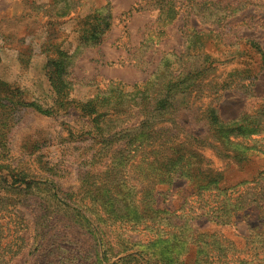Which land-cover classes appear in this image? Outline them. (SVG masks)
<instances>
[{
    "label": "rangeland",
    "instance_id": "1",
    "mask_svg": "<svg viewBox=\"0 0 264 264\" xmlns=\"http://www.w3.org/2000/svg\"><path fill=\"white\" fill-rule=\"evenodd\" d=\"M260 52L264 0H0V264H264ZM179 71L193 93L162 74ZM154 72L146 97L99 103ZM147 133L159 155L163 139H186L193 176L239 186L147 180L148 150L133 154Z\"/></svg>",
    "mask_w": 264,
    "mask_h": 264
},
{
    "label": "trees",
    "instance_id": "2",
    "mask_svg": "<svg viewBox=\"0 0 264 264\" xmlns=\"http://www.w3.org/2000/svg\"><path fill=\"white\" fill-rule=\"evenodd\" d=\"M53 1L57 2L58 0H53ZM62 1L64 2L65 8L69 7L70 3L71 5L73 4V0H62ZM95 21L96 22L93 25H94V28L95 27L98 28L97 32L91 28H88L85 30V32L81 33L82 36H84L85 38L89 40H96L98 38L97 36L101 32V29H99L100 24L98 22L97 17H95ZM61 54L62 53L59 52V55ZM260 56H261V59L264 58L261 52H260ZM49 61L54 65L55 70L58 74L63 73L64 64L61 58H59V56L55 59L54 58L50 59ZM162 74H164V78L169 76L171 80L172 79L174 80L173 84L171 85V89L182 84L180 88L181 93H185V92L190 93V94L193 93L191 85L193 84L194 81L188 84V82L184 83V81L185 80L187 81V79L179 80L181 76L185 77L184 75H182L180 71L177 75L173 77L170 72H163ZM190 74L191 73L189 72V75ZM153 75H155V77L152 76L146 79L144 82H140V83H136L132 85L131 87L132 92L121 91L119 89V85L120 86L122 85L120 83H116V85H114L116 87H114L113 91L110 93L104 94L103 97H101V100L99 101V103L101 104L112 103L114 105H120L122 103L121 98L130 96L131 93H133V98L138 96V94H141L143 98L146 97L145 93L148 87L152 84V82L155 80L156 77H159V75H157L156 72H154ZM224 84H227V81L222 82V85ZM7 93L8 94L11 93V95L8 96L9 103H11L13 96H15L16 94H19L17 90L15 92L13 91L11 92L10 90H8ZM212 94H215V92H213ZM17 100L19 99L17 98ZM91 102L92 101H87L85 104L82 105L83 110L87 111L89 115L94 113L93 107L91 106ZM27 104H22V106L23 107H33L34 110H37V111L40 110L43 113H50L52 110H54V106L60 107V105H63V101H57L55 102L54 105L51 104V106L45 109H41L39 105L34 104L33 102L32 103L29 102ZM204 111L208 113L207 115L210 121L211 120L219 121L218 116L216 114L218 113L217 103L213 104L212 102H209ZM218 135L221 136V133L218 132ZM158 139H161V136L159 134H158V137L154 139H152V136H149L148 133L142 134L139 138H137L136 147H133L134 155H136L137 153H140L142 155L143 152H146V150H148L146 152L147 155L145 156L147 160L145 161L146 170L144 171V175L147 178V180H150L151 182H156L157 179H162L163 181L167 182L169 185V184H172L176 178L191 179L194 183L195 190L197 191L198 194L201 192L198 190L201 185H203L202 188L205 190H209V191L214 190L216 192L215 194L233 192L239 186V185H234L232 187H229L228 189L220 190L218 186H215L216 185L215 181L211 180L210 177L193 176V174L189 172L188 168H190L191 166L193 167L198 166L201 161L200 160L201 157L199 156V153L195 149L192 148V146L187 145L189 142L186 139H183V138L181 139L177 136L175 137L169 136L170 144L165 143L167 140L163 139L162 141L164 142V146L162 147V150H161L162 153L160 152L161 155H159V150L151 149V146L156 148L157 142H155V140H158ZM246 151H247V147L245 146L244 147L242 146L237 151L235 149L234 154H232L231 158H233L234 160L240 159L247 155ZM156 152H157L156 155H159V157L155 155ZM262 153L264 154V151ZM196 159H198V162L196 164H193ZM3 182L8 186L14 185L13 183L7 182V180H4ZM18 183H19L18 186H15V187L20 188L19 187L20 184H27L26 180H20ZM230 215H231V212H228V215H224L223 219L227 220ZM222 223H226V222L222 221ZM168 235L170 237L165 238L166 241H177L185 237L183 236V238H181L177 236L178 234H173V233H170ZM157 239L158 238L156 237L154 238L153 241H156ZM167 257L169 256H166L165 258ZM170 260L171 259H166L165 261H170Z\"/></svg>",
    "mask_w": 264,
    "mask_h": 264
}]
</instances>
